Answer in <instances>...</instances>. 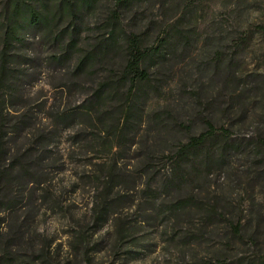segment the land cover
<instances>
[{
  "label": "rangeland",
  "instance_id": "374dc122",
  "mask_svg": "<svg viewBox=\"0 0 264 264\" xmlns=\"http://www.w3.org/2000/svg\"><path fill=\"white\" fill-rule=\"evenodd\" d=\"M121 2L0 0V264H264V0Z\"/></svg>",
  "mask_w": 264,
  "mask_h": 264
},
{
  "label": "trees",
  "instance_id": "16d2710c",
  "mask_svg": "<svg viewBox=\"0 0 264 264\" xmlns=\"http://www.w3.org/2000/svg\"><path fill=\"white\" fill-rule=\"evenodd\" d=\"M121 5H123V2H121V0H117L116 6L119 7ZM17 7V5L14 6V13H17L19 10ZM110 19L112 22H119V12L117 10L113 11ZM28 20L34 26H46L48 24V17L46 14H37L32 9L29 10ZM12 34L13 31L6 34V43L12 39ZM119 37H123V44L125 48V66L120 73L117 83L115 84V91L118 92L123 87H126L127 92H132L137 88L138 83H145L149 81L150 74L148 72V66L153 60L162 59V49L165 47V45H167V42L165 39H162L157 46L152 48L146 47L143 43L141 35L137 33L121 32V35L119 34L115 40L118 41ZM99 46H101V44ZM2 55L5 56V52ZM90 56L91 54L86 55L84 60L79 63L80 68L83 66L84 62L90 58ZM105 88H107L106 84L100 85V90H104ZM111 88L113 89V86ZM131 104L133 105V103ZM127 112L130 114L132 111L130 108H128ZM225 133V131H222L221 135H218L219 133L213 127V125L210 122L207 123V127L204 132L197 136L191 137L188 142L181 145L178 151L175 153V159L178 163V166L181 167L182 164L189 161L191 157L197 155V153H199L202 149L206 148L209 144H213L214 140L219 136L225 137ZM212 146H215V144ZM203 155L204 154H202V156ZM234 231H237V227H234Z\"/></svg>",
  "mask_w": 264,
  "mask_h": 264
}]
</instances>
